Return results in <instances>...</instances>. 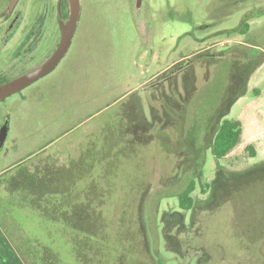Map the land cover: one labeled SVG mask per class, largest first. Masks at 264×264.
I'll list each match as a JSON object with an SVG mask.
<instances>
[{"label": "rangeland", "instance_id": "obj_1", "mask_svg": "<svg viewBox=\"0 0 264 264\" xmlns=\"http://www.w3.org/2000/svg\"><path fill=\"white\" fill-rule=\"evenodd\" d=\"M136 4L80 0L35 96L0 101L15 105L0 109L15 147L0 162V251L12 264H264V178L235 190L264 168V0ZM224 118L242 133L216 159Z\"/></svg>", "mask_w": 264, "mask_h": 264}, {"label": "flooded vegetation", "instance_id": "obj_2", "mask_svg": "<svg viewBox=\"0 0 264 264\" xmlns=\"http://www.w3.org/2000/svg\"><path fill=\"white\" fill-rule=\"evenodd\" d=\"M69 12V0H0V87L40 66L53 54L61 40L62 24L66 23ZM38 79L10 95L18 93L21 101L35 96L40 86L37 90H28L27 87ZM0 109H15V105L0 103ZM4 123L5 120L0 127ZM14 151V146L4 147L3 142L0 147L1 165Z\"/></svg>", "mask_w": 264, "mask_h": 264}, {"label": "trees", "instance_id": "obj_3", "mask_svg": "<svg viewBox=\"0 0 264 264\" xmlns=\"http://www.w3.org/2000/svg\"><path fill=\"white\" fill-rule=\"evenodd\" d=\"M248 29V24L245 22L242 24L241 32H244ZM242 133V125L241 122L237 119H231V118H224L221 120L212 141V152L216 159H221L225 155H227L240 141ZM251 152H253V149L251 145L247 147ZM30 155V154H29ZM28 155V156H29ZM23 158L19 159L13 165H16L19 161H21ZM12 165V166H13ZM22 176L24 174H18L14 176L13 178L18 180L19 183H23V188L30 187L33 192L32 194H37V188L39 187L40 183L42 182V179L40 177H32V180L29 184L26 185L28 179L26 181L23 180ZM243 176V177H242ZM241 178L238 179L235 185L236 192L238 190H242V188L247 189V186L252 185L253 183L261 180L264 178V168H258L256 170H252L251 172H248L244 175H242ZM48 182L51 181V177H48ZM31 184V185H30ZM33 184V185H32ZM25 186V187H24ZM195 188V182L192 180L179 194H178V206L183 210H189L193 207L194 201L192 197V192ZM40 192V191H39ZM40 194V193H38ZM84 217V215L82 216ZM83 219V218H82ZM70 227H73L77 231L87 232L89 230L88 224H83L82 222L77 219L74 223L71 224ZM86 238V237H85ZM84 255L78 254L79 259L85 263V258L82 257ZM50 259L46 260V263L44 264H50Z\"/></svg>", "mask_w": 264, "mask_h": 264}, {"label": "water", "instance_id": "obj_4", "mask_svg": "<svg viewBox=\"0 0 264 264\" xmlns=\"http://www.w3.org/2000/svg\"><path fill=\"white\" fill-rule=\"evenodd\" d=\"M12 2H15V0H12ZM136 5H140V0H137ZM69 7V17L66 23L62 24V37L53 54L40 66L2 85L0 87V99L5 98L11 93L20 90L21 88L34 82L36 79L46 75L58 64L67 51L74 35L80 16V0H69ZM7 128V121H5V123L0 127V147L6 138Z\"/></svg>", "mask_w": 264, "mask_h": 264}, {"label": "crops", "instance_id": "obj_5", "mask_svg": "<svg viewBox=\"0 0 264 264\" xmlns=\"http://www.w3.org/2000/svg\"><path fill=\"white\" fill-rule=\"evenodd\" d=\"M4 237H2V235H0V240L1 241H4V239H3ZM12 250L13 249H11L10 248V250H2V251H0V264H12L13 262H12V257H13V255H12ZM7 258L9 259L8 260V262L6 261L7 260Z\"/></svg>", "mask_w": 264, "mask_h": 264}]
</instances>
